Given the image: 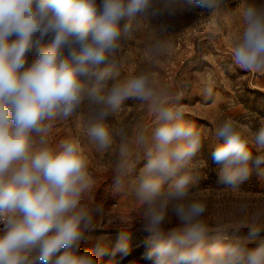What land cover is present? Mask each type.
<instances>
[{
	"label": "clouds",
	"instance_id": "clouds-1",
	"mask_svg": "<svg viewBox=\"0 0 264 264\" xmlns=\"http://www.w3.org/2000/svg\"><path fill=\"white\" fill-rule=\"evenodd\" d=\"M194 3L211 10L207 17L235 12L224 11V0ZM184 11L178 0H0V264H99L90 252H79L101 211L93 204L95 180L83 141L69 136L54 142L51 135L57 121L81 113L87 143L112 155L111 191L130 189L141 206L150 233L145 258L156 264H264V207L249 211L242 201L234 207L235 222H205L202 173L193 162L204 138L183 118L185 94L158 78L176 35L169 30ZM138 15L137 27L147 32L143 63L109 85L117 62L124 68L121 40L133 38L131 20ZM241 15L230 57L240 69L262 72L264 4H243ZM49 35L51 43L26 66L33 46ZM133 97L147 106L153 124L130 132L111 120ZM213 136L225 138L213 152L224 165L223 188L240 190L253 164L264 175V120L253 131L226 117ZM252 149L259 153L255 159ZM168 179L174 182L165 190ZM173 216L177 226L165 230ZM241 228L249 229L247 235L229 234ZM128 241L120 233L116 250L127 254Z\"/></svg>",
	"mask_w": 264,
	"mask_h": 264
},
{
	"label": "rangeland",
	"instance_id": "rangeland-1",
	"mask_svg": "<svg viewBox=\"0 0 264 264\" xmlns=\"http://www.w3.org/2000/svg\"><path fill=\"white\" fill-rule=\"evenodd\" d=\"M178 2L185 11L176 17L169 30L176 35L170 58L159 62L158 78L173 90L185 94L179 101L186 113L183 118L193 124L204 138L193 162L199 161L195 167L202 173L200 195L208 204L205 222L209 226L219 221L235 222L240 219L234 214V207L239 202H247L249 211L264 207V175L259 174L253 164V172L241 184L240 190L223 188L218 181L224 165L214 160L213 152L217 144L225 142V138L214 137L213 133L226 117L251 126L253 131L258 130L264 120V71L240 69L230 57L233 38L243 27V4L260 5L264 4V0H224V11L235 12L219 17H207L211 10L195 4L194 0ZM139 21V15L131 20L133 38L121 40L123 52L126 53L124 68L117 62L108 80L109 85L125 79L127 74L135 73L143 63L147 32L137 27ZM128 22L127 17L121 20V27ZM158 23L156 19L150 20L152 27ZM52 39L53 36L49 35L33 46L27 56L26 66L36 59L39 48L50 44ZM142 103L139 98L126 99L122 105L124 108L115 114L111 122L116 126L126 125L130 132H135L141 125L152 126L153 115ZM83 120L84 113H81L68 120L57 121L51 134L54 142L69 136H77L83 141L89 170L95 180L93 204L100 205L101 211L94 213V227L85 233L86 239L81 243L79 252H90L99 264H156L154 258L147 259L144 255L147 251L145 238L150 233L145 230L140 204L135 201L130 189L125 194L111 191L112 155L98 151L87 143ZM115 147L116 143L113 149ZM252 155L255 159L259 153L252 149ZM146 162V159L141 160L133 177L138 175ZM260 168L264 169V165ZM173 182L172 179L166 180L163 188L166 190ZM175 226L177 221L173 216L171 223H166L164 228L168 230ZM3 228L4 225L0 224V229ZM122 232L129 237L127 254L116 250ZM248 232V228H241L238 232L230 230L229 234L247 235ZM260 235L264 236V230H261ZM248 247L254 248L256 245L250 244Z\"/></svg>",
	"mask_w": 264,
	"mask_h": 264
}]
</instances>
